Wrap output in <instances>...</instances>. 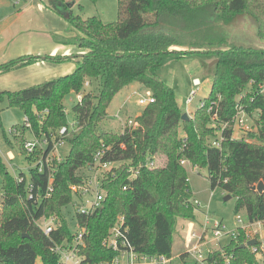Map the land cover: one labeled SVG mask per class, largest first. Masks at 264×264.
<instances>
[{"label": "trees", "instance_id": "trees-1", "mask_svg": "<svg viewBox=\"0 0 264 264\" xmlns=\"http://www.w3.org/2000/svg\"><path fill=\"white\" fill-rule=\"evenodd\" d=\"M50 1L52 9L66 16L81 32L79 46L85 53L79 55L71 73L24 89L2 91L0 98L7 96L10 105L21 107L32 131L50 141L59 140V129L69 124L66 97L83 93V100L73 106L77 130L67 138L70 150L63 161L53 162L54 190L50 198L35 203L28 199L26 190L30 180L37 193L38 189L45 192L48 170L39 173L31 168L28 174L21 173L25 180L19 182L0 154V264H35L37 260L41 264H59L60 256L52 245L64 239L72 241L74 236L64 211L75 199L71 185L82 181L83 169L94 163L95 152L103 144L115 148L119 165L105 173L106 197L102 206L89 216L75 214L74 218L88 228L82 252L89 261L111 260L117 255L103 246V240L123 216L128 237L138 252L166 255L172 258L170 264H197L184 251L178 257L173 253L178 219L196 218L182 158L207 168L211 187H220L235 197L236 210L245 209L249 220L264 221V191L257 189L259 182H264V93L257 87L264 82V48L229 43L223 32L238 15L246 14L256 21L258 36L264 40V0H118V20L113 23H105L97 16L84 19L74 15L64 0ZM53 2L64 4V8H57ZM226 44L227 48H220ZM188 45L201 49L171 48ZM202 51L218 59L211 91L203 106L189 119H182L184 111L175 89L157 72L165 54ZM42 58L19 56L0 64V73ZM87 80L98 82L96 92H86ZM133 81L150 90L156 99L137 116L139 126L123 133L99 131L115 95ZM242 94L240 102L253 121V129L239 138H232V130L227 129L222 149L212 146L210 141L220 124L235 115ZM218 95V126L214 127L208 106ZM46 109L48 113H44ZM29 132L25 124L13 125V140H7L31 163L40 152L29 155L25 149ZM121 142L126 143L125 148L119 146ZM148 157L156 160L157 166L139 168ZM130 166L138 171L133 178ZM51 215H57L61 223L46 235L34 219ZM245 241L243 234L238 241L224 246L226 255L231 256L229 263H224L220 251L214 257L220 264L254 262L256 256L251 248L241 247Z\"/></svg>", "mask_w": 264, "mask_h": 264}, {"label": "rangeland", "instance_id": "rangeland-1", "mask_svg": "<svg viewBox=\"0 0 264 264\" xmlns=\"http://www.w3.org/2000/svg\"><path fill=\"white\" fill-rule=\"evenodd\" d=\"M50 0H0V63H5L21 55H31V53H42V57L50 56L43 62L46 68H51V79L71 73L77 66V60L81 57L78 54L85 53V49L79 46L81 32L69 22L66 16L58 13L50 6ZM74 15H80L84 19L97 16L105 23H113L118 20L119 9L118 0H64ZM59 9L64 8V4L53 2ZM247 25H242L247 23ZM256 21L248 15H238L235 20L223 28V32L229 43H236L255 48H264L260 40L256 37ZM228 44L220 47L227 48ZM177 50H200L195 46H172ZM68 55L67 58L58 61L51 53ZM66 51V52H65ZM53 57V58H52ZM74 58V59H73ZM217 59L215 54L204 51L197 53H187L178 55L168 53L163 56L158 76L175 89L177 102L180 108L192 116L206 97L209 96L215 73ZM62 64V65H61ZM194 78H199L201 84L197 95L191 105L187 104V98L194 85ZM41 78L38 74L33 77L27 69H14L0 73V84L12 89H24L35 85L34 81ZM47 79V78H46ZM50 79V78H49ZM92 84L89 80L85 82V90L97 91L96 80ZM147 90L138 81H133L121 89L113 98L107 117L99 124V131H110L120 133L123 130V122L129 117H134L141 113L144 105L139 103L141 95H146ZM76 94H71L65 99L67 119L69 124L74 121L73 106L76 103ZM117 113L120 117H116ZM25 113L21 107L10 105L7 96L0 98V153L13 174L26 173L29 170V161L21 153L18 147L13 148L7 138L13 140L11 128L16 124H24ZM238 135H241L238 133ZM29 139L31 133L27 134ZM8 150H12L15 158L9 159L6 155ZM70 150V143L66 141L58 148V153L66 156ZM161 160V159H160ZM117 166L119 162L114 163ZM115 166V165H114ZM189 175V182L192 189V198L201 202L205 207H209L212 222L223 220L232 229L236 225L235 217L240 214L244 221H248V214L245 209L236 210V198L225 200L227 193L220 187L212 188L208 178V169L195 167L186 164ZM105 174V173H104ZM2 199L1 178H0V201ZM68 220L71 222L72 230L75 227L74 205L69 204L64 208ZM193 220L178 219L173 237V253L178 257L184 251L185 235L192 222L204 220V214H198ZM264 236V224L261 225ZM246 238V235H244ZM224 243L230 241L229 237L223 238ZM176 254H179L178 256ZM40 261V260H38Z\"/></svg>", "mask_w": 264, "mask_h": 264}, {"label": "built area", "instance_id": "built-area-1", "mask_svg": "<svg viewBox=\"0 0 264 264\" xmlns=\"http://www.w3.org/2000/svg\"><path fill=\"white\" fill-rule=\"evenodd\" d=\"M201 83L199 78H194V85L197 86V89L194 88L191 90L187 98L188 105H191L194 101ZM250 84L253 83L251 82ZM257 87L260 93H264V82L259 83ZM243 96L242 94L238 98L239 101L236 105V113L233 118L220 124L217 135L210 141L212 146L222 149L223 142L227 139V129L232 130V138H239L241 135H238V133L243 134L253 129V121L246 111L245 106L240 102ZM220 99L221 96L218 95V99L213 100L208 106V111L212 112L214 127L218 126V114L216 113L218 111H215V108L218 106V101ZM76 100V103L81 102L83 100V93L77 94ZM155 100V96L149 90L146 95L140 96L139 103L145 106L154 103ZM204 104L205 101H203L200 106ZM44 113H48V109H46ZM116 117H120L119 114H117ZM24 124L31 130L32 135L31 139H26L24 143L25 149L29 155H35L36 151L40 152L37 159L30 163L28 170L32 168L37 169L39 173H44L46 170L49 172V181L45 192L42 193L41 189H38L37 193L35 184L30 180H28L26 184L28 199L33 200L35 203H40L50 198L52 195L55 173L53 162L54 160L57 162L64 160V156L58 153V148L77 130L76 121L74 120L70 124L62 126L59 129L60 139L56 141L55 139L50 141L45 135L38 136L34 133L28 116H25ZM138 126L139 122L137 121V117H129L123 122L122 133L125 132L127 128L133 129ZM51 142L52 146L50 145ZM119 146L125 148L126 143L121 142ZM115 156V148L112 145L107 146L103 144L102 147L95 152L94 163L83 169L82 181L71 185V191L75 196L71 204L76 208V215L89 216L102 206L106 197V190L103 187V180L105 178L104 173L110 171L114 165L116 166V164H114L117 162ZM180 162L183 166L188 163L191 164L187 158H182ZM143 165L156 167L157 162L148 157L146 163H140L138 167L140 168ZM137 172L135 166H130L131 178H133ZM15 175L19 182L25 180V176L21 173ZM124 188L126 189L127 187ZM193 204L197 211L204 214L205 218L202 221L192 222L185 235L184 252H186L194 262L197 264H220L219 259L214 257V253L220 251L224 257V263H229L231 256L229 257L226 255L224 246L232 240L238 241L240 236L244 234L246 235V241L244 243L247 244L248 241L252 239L256 240L254 244L247 245L255 254L256 260L254 262H246L245 264H264V236L261 231V225L264 224V221H251L248 219V221L245 222L243 217L237 213L235 217L236 225L230 229L223 220H215L212 222L209 207H205L197 200H193ZM34 222L42 228L46 235H50L53 231L57 230L61 223L57 215L48 217L42 216L41 218L34 219ZM75 227L76 230H74L72 241L64 239L61 243L55 242L52 245V250L60 256L59 264H170L172 261V258L163 254L153 255L138 252L128 237V227L125 226V218L123 216L119 217L116 224L110 229L108 236L103 240V246L117 252V255L111 260L89 261L82 252L85 246V236L86 233H88V228L85 224L80 222V220H75ZM224 237H229L230 241L224 243ZM35 264H41V262L37 260Z\"/></svg>", "mask_w": 264, "mask_h": 264}, {"label": "crops", "instance_id": "crops-1", "mask_svg": "<svg viewBox=\"0 0 264 264\" xmlns=\"http://www.w3.org/2000/svg\"><path fill=\"white\" fill-rule=\"evenodd\" d=\"M242 25H246V23L245 24H242ZM225 28H226V26H225ZM66 52V51H65ZM41 54L42 53H39V51L37 52V53H31V55H34V56H41ZM53 56H54V58L55 57H60L61 59H64V58H67L68 56H69V54L68 55H66V56H64V55H60V54H55L54 53V51H53V53H51ZM81 54H83V52L81 53ZM81 54H78V55H81ZM30 55V54H29ZM22 56V55H21ZM57 59V58H56ZM61 59H59L58 61H61ZM74 59V58H73ZM44 61H46V59L43 57L42 59H40V60H38V61H36L35 63H32V64H30V65H26V66H23V67H20V68H17V69H14L15 71H17V70H19V69H27L28 70V73H30L31 74V76H33V77H35L37 74H38V76H40L41 78H43V79H40L39 81H34V82H37V83H35V84H38V83H42V82H44V81H47V80H50L51 79V68H46V66L45 65H43V62ZM0 64H2V63H0ZM62 65V64H61ZM1 73H4V72H1ZM47 78V79H46ZM50 78V79H49ZM7 84H8V82H6V84L5 85H1L0 84V92H2V91H6V90H12V91H16V90H20V89H12V87H7ZM118 114V113H117ZM141 113H139V114H137L136 116H134V117H137L138 115H140ZM1 154V153H0ZM2 155V154H1ZM6 155L8 156V158L9 159H11V158H15V154H14V152L12 151V150H8L7 151V153H6ZM3 156V155H2ZM12 159V160H13ZM29 165H30V163H29ZM202 212H200L199 211V213L198 214H201ZM203 214V213H202ZM197 221H202V220H200L199 219V217H198V220ZM177 256L179 255V254H176Z\"/></svg>", "mask_w": 264, "mask_h": 264}, {"label": "water", "instance_id": "water-1", "mask_svg": "<svg viewBox=\"0 0 264 264\" xmlns=\"http://www.w3.org/2000/svg\"><path fill=\"white\" fill-rule=\"evenodd\" d=\"M248 24V22L246 23V25ZM256 37L260 40V43L261 44H263L264 45V40L263 39H260L259 38V36H258V26L256 25ZM218 62V59H215L213 62H212V64L211 65H213V64H216ZM190 118V116L188 115V113L187 112H184V114H183V116H182V119H189ZM257 189L259 190V191H264V182L263 181H260L259 182V184H258V186H257ZM230 198H232V195L231 194H227L226 196H225V200H228V199H230ZM24 237H28V235L27 234H24L23 235ZM256 242V240L255 239H252V240H250V241H248V243L246 244V243H243L242 245H241V247H247V245H251V244H254Z\"/></svg>", "mask_w": 264, "mask_h": 264}]
</instances>
